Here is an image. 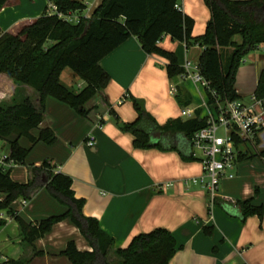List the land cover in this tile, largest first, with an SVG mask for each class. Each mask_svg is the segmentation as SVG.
Segmentation results:
<instances>
[{"label":"crops","instance_id":"obj_1","mask_svg":"<svg viewBox=\"0 0 264 264\" xmlns=\"http://www.w3.org/2000/svg\"><path fill=\"white\" fill-rule=\"evenodd\" d=\"M177 3L183 14L194 21L192 36H202L210 20L204 1L178 0ZM48 4V0H8L0 11V30L17 33L47 11ZM158 46L173 53L179 43L164 35ZM256 50L263 52L262 47ZM189 51L192 53L189 61L197 65L202 48L194 46L185 53ZM167 63L163 58L145 54L136 38L130 37L100 60L99 66L110 81L104 91L85 105L88 112L85 117L67 104L47 97L39 129L52 130L56 142L53 145L36 143L26 156L24 166L10 168V178L24 184L30 178L28 167L38 166L44 160L51 161L58 172L72 179L75 198L84 201L83 215L98 221L100 228L113 239V250L125 249L140 234L164 229L173 235L177 246L168 264H264V219L260 221L250 216L242 220L236 206L238 200L250 198L255 205H264V158L238 162L233 177L221 180L218 198L210 205L205 188L191 183L192 179L203 175L201 154L191 149L196 160L185 161L175 151L135 149L133 136L120 129L122 124L136 119L131 97L142 103L159 126L176 119L187 120L180 117V112L201 106L203 97L193 84L198 101L185 89V82L179 78L170 81ZM263 69L264 53L248 70L247 77L237 72L235 89L240 98L254 93ZM84 86L78 85L80 89ZM171 86L177 90L179 87L182 95L189 99V106L179 104L170 94ZM22 89L23 95L36 99L30 88ZM14 92L15 85L0 75V101L10 100ZM198 110L201 119L203 109ZM90 140L94 142L92 147L87 146ZM152 140L167 143L170 139L156 132ZM176 141L182 152L188 153L184 139L179 136ZM22 145L27 147L25 141ZM5 147V142H1V150ZM260 148H264V132L257 146H246L242 150L251 154L252 150L255 153ZM3 199L0 194V201ZM22 202L16 200L10 208L31 225L65 211L45 189L36 191L24 204ZM0 219L6 221L0 228V255L9 261L70 264L62 253L71 241L78 251H91L69 220L55 224L47 234L29 245L9 214L0 212ZM109 257L114 260L113 253Z\"/></svg>","mask_w":264,"mask_h":264},{"label":"trees","instance_id":"obj_2","mask_svg":"<svg viewBox=\"0 0 264 264\" xmlns=\"http://www.w3.org/2000/svg\"><path fill=\"white\" fill-rule=\"evenodd\" d=\"M48 1L64 15L82 14L86 10L81 0ZM203 1L210 12V20L204 34L196 38L192 36L194 21L175 8L178 0H101L89 18L80 15L77 23L45 11L15 34L0 30V75L15 85L13 97L0 101V141L8 147V161L24 166L26 156L36 143L53 145L56 142L52 130L39 129L47 97L67 104L80 116L87 115L85 105L104 91L110 81L99 66L100 60L130 37L136 38L145 54L167 60L166 72L170 81H176L183 74L185 52L194 46L202 48L198 65L203 78L210 82V90L220 101L239 100L235 89L239 67L257 48L262 47L264 53V0ZM7 2L0 0V11ZM164 35L179 43L175 52H166L158 46ZM235 36L241 41H234ZM66 69L85 84L78 92L60 83V76ZM23 87L30 88L36 99L23 95ZM253 94L264 100V69ZM206 96L208 103L213 104L211 94L206 92ZM175 97L182 107L189 106V99L182 95L179 87ZM130 99L136 119L122 124L120 129L133 136L135 149L175 151L185 161L196 160L191 153V139L206 125L205 120L199 118V110L196 118L176 119L159 126L141 102ZM156 132L170 140L167 143L152 140V134ZM179 136L184 139L188 153H183L178 145L176 139ZM23 141L27 147L22 145ZM235 143L238 149L243 144L238 139ZM253 157L264 158V149L251 154L241 150L238 162ZM10 172V169L0 170V194L4 197L0 201V212H6L16 221L29 245L47 234L55 224L69 220L91 248L90 252H81L72 241L69 242L62 255L70 264H168L176 253V241L164 229L140 234L125 249L113 250V239L100 228L98 221L83 215L84 201L75 198L72 179L58 172L57 166L49 160L28 167L30 178L24 184L12 181ZM40 189H45L65 211L36 225L27 224L10 206L16 200L29 201ZM236 206L242 220L250 216H256L260 221L264 219V205H255L253 198L238 200ZM5 225L6 221L0 219V228ZM111 253L114 260L109 257ZM8 262L29 264L28 260Z\"/></svg>","mask_w":264,"mask_h":264},{"label":"built area","instance_id":"obj_3","mask_svg":"<svg viewBox=\"0 0 264 264\" xmlns=\"http://www.w3.org/2000/svg\"><path fill=\"white\" fill-rule=\"evenodd\" d=\"M88 12L84 17L89 18L91 11L96 8L101 0H81ZM175 8L182 11L179 5ZM48 14L56 15L59 19L77 23L79 17L76 13L64 15L57 11L55 5L48 4ZM183 74L178 77L183 82H191L201 93L203 102L197 109H186L180 112V117L185 119L196 118V111L203 109L205 127L199 130L191 139V149L199 151L202 158L203 175L192 179V184H201L212 205L218 198L220 182L223 178H232L233 170L238 164V155L242 148L255 146L260 135L264 132V100L250 97V103L242 101H220L214 91L210 90V82L206 81L200 73L199 65H193L185 59L182 65ZM206 92L214 98V103L209 104ZM170 94L176 95L177 88L171 86ZM223 131V136L218 134ZM236 139L242 146L236 148ZM94 142L88 141L87 146L92 147ZM15 164L8 161V154L0 151V170L10 169ZM23 204L25 201L22 202ZM9 260L0 255V264H9Z\"/></svg>","mask_w":264,"mask_h":264},{"label":"rangeland","instance_id":"obj_4","mask_svg":"<svg viewBox=\"0 0 264 264\" xmlns=\"http://www.w3.org/2000/svg\"><path fill=\"white\" fill-rule=\"evenodd\" d=\"M92 12V11H91ZM88 12L85 10L84 12H82V14H76L75 16L79 17L80 15L85 16ZM91 15V13H90ZM234 41L236 42H240L241 38L239 36H235L234 37ZM263 57V52L262 51H257L254 50L251 53H249L243 63L241 64V66L238 69V74L243 76V77H247L249 75V71L252 67V65L255 63V61L259 60L260 58ZM185 58L188 60L192 59V53L191 51H189L187 54L185 53ZM226 61V60H225ZM64 87L73 90L74 92H78L80 90V88L78 87V85L82 84V86L84 85V83L76 76L74 75L69 69H66L62 75V79L60 82ZM183 86L185 87L186 90L189 91V93L194 96V98L198 101L199 100V96L196 94L195 90H194V86L189 83V82H185L183 83ZM250 97L251 95H245L242 98H239V101H242L244 104H249L250 103ZM218 134L220 136H223V131L219 130ZM24 142V141H23ZM0 146H1V141H0ZM250 148V146H248ZM264 149V148H263ZM8 150V147L6 146L4 150L0 151L5 153ZM260 149H256L255 153H258ZM5 151V152H4ZM196 153L200 154L199 151H196ZM253 153V150H252Z\"/></svg>","mask_w":264,"mask_h":264},{"label":"water","instance_id":"obj_5","mask_svg":"<svg viewBox=\"0 0 264 264\" xmlns=\"http://www.w3.org/2000/svg\"><path fill=\"white\" fill-rule=\"evenodd\" d=\"M160 136H161V135L158 133V134H157V137L160 138Z\"/></svg>","mask_w":264,"mask_h":264}]
</instances>
